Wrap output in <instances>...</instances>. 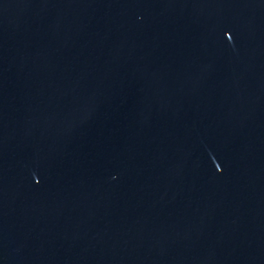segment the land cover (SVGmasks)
Instances as JSON below:
<instances>
[{
    "label": "water",
    "instance_id": "1",
    "mask_svg": "<svg viewBox=\"0 0 264 264\" xmlns=\"http://www.w3.org/2000/svg\"><path fill=\"white\" fill-rule=\"evenodd\" d=\"M0 264H264V0H0Z\"/></svg>",
    "mask_w": 264,
    "mask_h": 264
}]
</instances>
